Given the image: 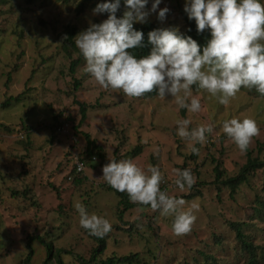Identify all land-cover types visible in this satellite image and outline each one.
I'll return each instance as SVG.
<instances>
[{
  "label": "rangeland",
  "instance_id": "obj_1",
  "mask_svg": "<svg viewBox=\"0 0 264 264\" xmlns=\"http://www.w3.org/2000/svg\"><path fill=\"white\" fill-rule=\"evenodd\" d=\"M81 1H0V124L5 126L0 127V264H26L27 245L32 250L28 264H43L45 247L37 238L53 250L68 252L61 254L63 264H80L78 258L88 261L97 242L79 224L73 206L77 199L90 214L104 216L111 224L103 236L100 260L139 253L149 264H245L246 252L229 225L240 222L242 234L257 247L259 264H264V221L254 211L260 206L257 202L264 203V170L249 175L233 195L213 183L217 163L223 177L235 176L246 163V152L222 131L226 119L255 120L258 132L246 149L252 158L263 160L264 96L242 86L228 104H220L192 85L201 109L190 113L170 94L143 100L121 89L102 88L84 71L83 57L70 71L79 57L75 35L107 17L106 11H92L102 0H88L77 14ZM121 3L118 17L125 10ZM183 4L184 0H160L157 7L169 9L164 20L150 12L144 22L183 31L187 17ZM150 5L151 0L145 9ZM72 28L74 48L67 42ZM76 81L80 86L74 89ZM15 97L7 108L1 106ZM79 104L86 106L82 121ZM181 118L190 119L189 129L213 124L206 142L195 144L196 153L189 147L193 142L176 133L175 121ZM84 134L101 147L107 162L130 159L142 169L157 166L161 191L182 198L185 209L198 206L192 209L190 231L175 234L172 215L145 205H135L119 221L122 207L101 177L99 160L92 161L94 167L82 160ZM136 148L139 153L134 155ZM77 159L84 162L79 184L73 182ZM174 168L191 170L195 183L190 189L175 184Z\"/></svg>",
  "mask_w": 264,
  "mask_h": 264
},
{
  "label": "clouds",
  "instance_id": "obj_2",
  "mask_svg": "<svg viewBox=\"0 0 264 264\" xmlns=\"http://www.w3.org/2000/svg\"><path fill=\"white\" fill-rule=\"evenodd\" d=\"M121 0H102L93 12H107L106 19L91 23L75 35V45L84 58V71L105 89H121L130 97H139L155 89L160 98L170 94L179 108L190 113L201 109L199 98L192 95V85L205 90L220 104H228L240 88H255L264 96V0H184L183 10L194 19L196 31L207 29L210 37L204 45L177 27L155 28L147 32L150 45L146 55L134 56L129 49L144 47L143 34L134 29V22H144L150 12L164 20L169 9L158 8L160 0H123L125 10L115 13ZM189 118L175 121L176 133L193 143L191 152L199 149L196 143L206 142L213 124L197 125L191 129ZM222 131L241 150H246L251 138L258 132L250 117H232L222 122ZM153 151L158 146L153 145ZM102 178L112 188L128 194L129 200L149 205L162 215H172V231L182 234L190 231L195 217L192 204L185 209L182 198H174L161 191L162 174L149 164L142 169L130 159H108L102 165ZM175 184L189 189L195 183L190 169H172ZM74 208L79 224L91 234L103 237L111 230L104 216L89 213L77 199Z\"/></svg>",
  "mask_w": 264,
  "mask_h": 264
},
{
  "label": "trees",
  "instance_id": "obj_3",
  "mask_svg": "<svg viewBox=\"0 0 264 264\" xmlns=\"http://www.w3.org/2000/svg\"><path fill=\"white\" fill-rule=\"evenodd\" d=\"M4 1L5 0H0ZM29 2L32 0H28ZM88 2V0L81 1L78 3L75 7L76 13L80 14L83 10L84 4ZM122 3H120V6L118 9H121ZM185 20V28L183 31H179L183 35H188L192 37L194 40L199 45H204L207 40L210 37V34L207 29L202 30L200 32L196 31V26H195V21L194 19H189L188 17L184 18ZM134 29L140 30L143 34V44L144 47H135L132 49H129L134 56L140 57L142 55H146L149 51L150 45L147 42V32L155 29V28H161L156 26L155 24L151 22H140V23H133ZM75 35V29H69L68 30V37H67V42L73 45L72 43V37ZM73 47V46H72ZM74 48V47H73ZM66 51V50H65ZM83 56L79 52V57L77 60L73 61L71 63L70 71H73L76 65L79 63V59H81ZM79 83L76 81L74 84V89H77L79 87ZM194 88H197V86L194 84ZM158 95L156 94L155 89H153L152 92H146L143 95L139 96L140 99L143 100H150L152 98L157 97ZM16 101L17 98H9V100L5 101L1 106L3 108H7L10 104V101ZM80 107V113H81V121L85 118V112H86V106L84 104H79ZM1 128H5V126H2L0 124ZM85 142H86V148L84 150V158L82 160L84 162L87 161H96L99 160V166L102 167V165L106 164V157L101 150V147L96 143L95 140L91 139L88 134H84ZM246 152V163L242 166L241 170L239 171L238 174L235 176H230V177H223V172L220 170V164L217 163L214 168H213V174H214V179L213 183L218 184L219 186H224L227 187L230 190V195H233L236 191V189L239 187V185L243 182H246L248 179V176L253 174L257 170H264V158L263 160H259L258 158H252L250 156L249 151L246 149L244 150ZM139 153V148H136L133 150V154L136 155ZM195 155V154H194ZM194 155H191L192 157L195 158ZM83 162V163H84ZM91 167H94V164H91ZM75 170V169H74ZM82 171L77 173L75 178H73V182L76 184H79L82 180ZM82 179V180H81ZM109 191H113L119 201H118V206L122 207V209L118 212V219L119 221H122V215L123 213L127 212L128 210L132 209L135 205H144L140 203H134L133 201L129 200L128 194L123 191H117L116 189L112 188L110 185L107 186ZM163 189V186L160 188V190ZM189 197V196H187ZM257 202L258 205L254 208V211L256 212L257 215H260V219L264 221V203ZM150 207L149 205H145ZM244 224V223H243ZM242 223L240 222H230V228L235 232L236 239L240 243L241 248L246 252L247 255V261L245 264H259V259H260V254L257 251V247L249 240L246 239V236L242 234ZM96 242H97V247L92 251V254L89 258L88 261H84L80 258H78L80 264H149L145 262L141 257L139 253H131L126 256L122 257H110L105 260H100L99 256L103 254L105 251V240L104 237H98L94 236L93 237ZM30 238L29 241H31ZM39 242L45 247V253H46V258L43 261V264H50L53 260H55V264H63L62 259H61V254H67L68 252L62 251V250H53L51 244L44 242L41 238H37ZM27 249L29 250L28 255L26 256L25 263L28 264V261L30 260L32 256V250L29 245H27Z\"/></svg>",
  "mask_w": 264,
  "mask_h": 264
},
{
  "label": "built area",
  "instance_id": "obj_4",
  "mask_svg": "<svg viewBox=\"0 0 264 264\" xmlns=\"http://www.w3.org/2000/svg\"><path fill=\"white\" fill-rule=\"evenodd\" d=\"M83 166H84V163L81 160L77 159L75 166H74L76 174L83 170L84 168Z\"/></svg>",
  "mask_w": 264,
  "mask_h": 264
}]
</instances>
